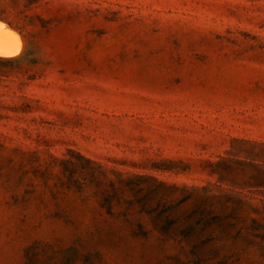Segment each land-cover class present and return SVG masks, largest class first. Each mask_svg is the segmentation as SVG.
<instances>
[{
  "label": "rangeland",
  "instance_id": "1",
  "mask_svg": "<svg viewBox=\"0 0 264 264\" xmlns=\"http://www.w3.org/2000/svg\"><path fill=\"white\" fill-rule=\"evenodd\" d=\"M15 1L0 264H264V0Z\"/></svg>",
  "mask_w": 264,
  "mask_h": 264
},
{
  "label": "snow or ice",
  "instance_id": "2",
  "mask_svg": "<svg viewBox=\"0 0 264 264\" xmlns=\"http://www.w3.org/2000/svg\"><path fill=\"white\" fill-rule=\"evenodd\" d=\"M20 46V40L16 33L6 31V26L0 23V57L17 54Z\"/></svg>",
  "mask_w": 264,
  "mask_h": 264
},
{
  "label": "trees",
  "instance_id": "3",
  "mask_svg": "<svg viewBox=\"0 0 264 264\" xmlns=\"http://www.w3.org/2000/svg\"><path fill=\"white\" fill-rule=\"evenodd\" d=\"M12 2L14 3V5L16 4L15 0H12ZM27 4L24 6L25 8H27L28 4L31 3V0H26ZM24 12V11H23ZM22 13V12H21ZM4 15H7V12L5 9H0V20L1 21H6L7 18L4 17ZM9 24L11 25L12 23L9 22Z\"/></svg>",
  "mask_w": 264,
  "mask_h": 264
},
{
  "label": "bare ground",
  "instance_id": "4",
  "mask_svg": "<svg viewBox=\"0 0 264 264\" xmlns=\"http://www.w3.org/2000/svg\"><path fill=\"white\" fill-rule=\"evenodd\" d=\"M7 27H8V26H7ZM7 27H6V28H7Z\"/></svg>",
  "mask_w": 264,
  "mask_h": 264
}]
</instances>
